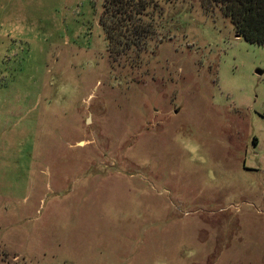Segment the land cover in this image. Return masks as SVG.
Returning <instances> with one entry per match:
<instances>
[{"label":"rangeland","instance_id":"1","mask_svg":"<svg viewBox=\"0 0 264 264\" xmlns=\"http://www.w3.org/2000/svg\"><path fill=\"white\" fill-rule=\"evenodd\" d=\"M154 1L0 0V264H264V45Z\"/></svg>","mask_w":264,"mask_h":264},{"label":"trees","instance_id":"2","mask_svg":"<svg viewBox=\"0 0 264 264\" xmlns=\"http://www.w3.org/2000/svg\"><path fill=\"white\" fill-rule=\"evenodd\" d=\"M167 1V0H163ZM203 10L216 7L227 17L234 36L256 45H264V0H201ZM154 0H102L99 26L109 54L137 56L144 45L149 26L141 23Z\"/></svg>","mask_w":264,"mask_h":264},{"label":"water","instance_id":"3","mask_svg":"<svg viewBox=\"0 0 264 264\" xmlns=\"http://www.w3.org/2000/svg\"><path fill=\"white\" fill-rule=\"evenodd\" d=\"M254 72L257 73V74L260 73V71L258 69H256Z\"/></svg>","mask_w":264,"mask_h":264}]
</instances>
